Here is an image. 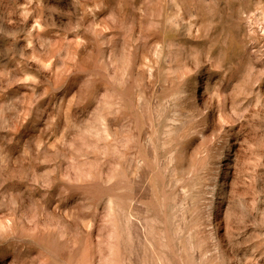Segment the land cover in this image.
Masks as SVG:
<instances>
[{
	"label": "rangeland",
	"instance_id": "1",
	"mask_svg": "<svg viewBox=\"0 0 264 264\" xmlns=\"http://www.w3.org/2000/svg\"><path fill=\"white\" fill-rule=\"evenodd\" d=\"M0 264H264V0H0Z\"/></svg>",
	"mask_w": 264,
	"mask_h": 264
}]
</instances>
